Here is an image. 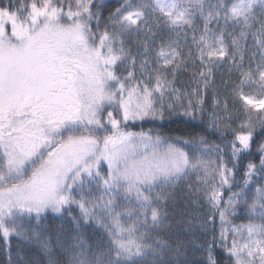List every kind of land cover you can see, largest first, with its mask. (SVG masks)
I'll list each match as a JSON object with an SVG mask.
<instances>
[{"label": "snow or ice", "instance_id": "1", "mask_svg": "<svg viewBox=\"0 0 264 264\" xmlns=\"http://www.w3.org/2000/svg\"><path fill=\"white\" fill-rule=\"evenodd\" d=\"M190 68L195 87H178ZM166 117L191 130L143 131ZM179 191L207 206L204 264H264V0H0L5 245L34 242L47 264H181L183 243L153 233ZM49 214L71 225L54 244Z\"/></svg>", "mask_w": 264, "mask_h": 264}, {"label": "trees", "instance_id": "2", "mask_svg": "<svg viewBox=\"0 0 264 264\" xmlns=\"http://www.w3.org/2000/svg\"><path fill=\"white\" fill-rule=\"evenodd\" d=\"M115 2V0H111ZM251 44V40L249 41ZM195 55V52L193 53ZM198 63V61H197ZM227 67L220 68L216 73V82L219 85L221 77L227 79ZM177 86L183 89H192L195 87V82L192 77V69L182 71L177 77ZM207 103L211 104L210 97ZM190 122L183 117L165 118L163 121H145L143 122V131L147 132L153 129L164 136H179L185 133L186 130H191ZM131 130L140 131L139 126H134ZM254 160L259 163V154H254ZM247 160L240 162L241 168L247 164ZM239 179V177H237ZM207 214V206L196 207L191 205L185 197L183 191H179L177 198L174 202H169L167 206V216L165 224L162 227L153 230V233H158L161 238L167 239L173 246L177 241L183 243L182 255L179 257L181 264H204V254L191 243L193 239H198L202 242L205 239H211V232L213 227L208 226V232L205 233L200 229L199 225L204 220ZM235 223H242L244 213L241 211L238 215L231 218ZM193 221L191 229H189L188 221ZM71 225L67 220H60L52 214L44 221V229L51 234L52 242H55L57 232L63 230L67 232ZM217 235L220 230V223L217 220L215 227ZM47 255L45 252L34 242L21 240L17 237H12L10 240V247H7L2 238H0V264H47Z\"/></svg>", "mask_w": 264, "mask_h": 264}, {"label": "rangeland", "instance_id": "3", "mask_svg": "<svg viewBox=\"0 0 264 264\" xmlns=\"http://www.w3.org/2000/svg\"><path fill=\"white\" fill-rule=\"evenodd\" d=\"M226 198V197H225ZM247 221H245V222H242V223H235L236 225H240V224H243V223H246Z\"/></svg>", "mask_w": 264, "mask_h": 264}]
</instances>
